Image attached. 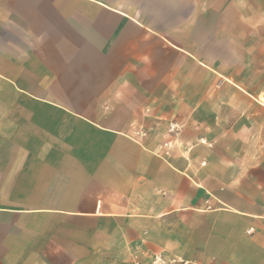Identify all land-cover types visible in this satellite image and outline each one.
<instances>
[{
    "label": "crops",
    "instance_id": "crops-1",
    "mask_svg": "<svg viewBox=\"0 0 264 264\" xmlns=\"http://www.w3.org/2000/svg\"><path fill=\"white\" fill-rule=\"evenodd\" d=\"M153 3L0 0V264H264V0Z\"/></svg>",
    "mask_w": 264,
    "mask_h": 264
},
{
    "label": "rangeland",
    "instance_id": "rangeland-1",
    "mask_svg": "<svg viewBox=\"0 0 264 264\" xmlns=\"http://www.w3.org/2000/svg\"><path fill=\"white\" fill-rule=\"evenodd\" d=\"M134 2H137L138 4H141L142 7L146 10H148L150 8V3L152 4L153 2L155 3V0H132ZM173 1H178V0H173ZM191 3H197L198 0H190ZM253 1V3H256V2H259L260 0H251ZM157 2V1H156ZM220 3H224L225 0H219ZM153 3V4H154ZM178 3V2H177ZM176 3V4H177ZM181 2H179V5H175L172 7V10L168 12L169 15L171 16H176L180 13H182V8H184V11L185 10V6L184 7H181L180 4ZM235 10V11H234ZM234 10H228L227 11V15H234L236 14V9L234 8ZM185 13V12H184ZM22 43L20 42V45ZM16 49V47H15ZM208 52H213L214 51V47L213 46H209L206 48ZM0 50H1V56L0 57H4L5 55V51H6V39L4 37H0ZM5 103H1L0 102V108L1 109H4L5 108ZM16 108H29L27 103H23L21 104L20 106H17ZM26 194V193H25ZM28 194H32L33 193H28ZM10 200V199H8ZM14 203L11 204V205H15V206H23V207H33V206H37L38 205V202H39V198L38 197H35V196H27V197H18V198H14V199H11ZM46 221H49V222H55V221H59V220H55L53 218H49L47 219ZM68 232V230H67Z\"/></svg>",
    "mask_w": 264,
    "mask_h": 264
},
{
    "label": "built area",
    "instance_id": "built-area-1",
    "mask_svg": "<svg viewBox=\"0 0 264 264\" xmlns=\"http://www.w3.org/2000/svg\"><path fill=\"white\" fill-rule=\"evenodd\" d=\"M182 124L177 121V120H172V121H167L166 123V133L168 135H173L176 137V135L179 133V131L181 130ZM199 142L201 143H205V139L203 137L198 138ZM164 145L167 144V142L163 143ZM152 264H165V261L163 260V258L159 255L154 256V258L152 259Z\"/></svg>",
    "mask_w": 264,
    "mask_h": 264
}]
</instances>
